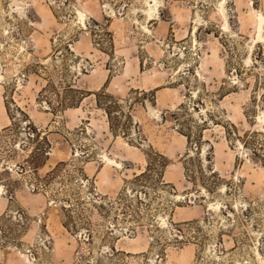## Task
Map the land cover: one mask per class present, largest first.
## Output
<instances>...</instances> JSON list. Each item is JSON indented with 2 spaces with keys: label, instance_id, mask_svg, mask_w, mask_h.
Masks as SVG:
<instances>
[{
  "label": "rangeland",
  "instance_id": "374dc122",
  "mask_svg": "<svg viewBox=\"0 0 264 264\" xmlns=\"http://www.w3.org/2000/svg\"><path fill=\"white\" fill-rule=\"evenodd\" d=\"M263 37L264 0H0V264H264Z\"/></svg>",
  "mask_w": 264,
  "mask_h": 264
},
{
  "label": "trees",
  "instance_id": "16d2710c",
  "mask_svg": "<svg viewBox=\"0 0 264 264\" xmlns=\"http://www.w3.org/2000/svg\"><path fill=\"white\" fill-rule=\"evenodd\" d=\"M160 157H161V162H164L165 164L167 161V157L164 154H160Z\"/></svg>",
  "mask_w": 264,
  "mask_h": 264
},
{
  "label": "bare ground",
  "instance_id": "6f19581e",
  "mask_svg": "<svg viewBox=\"0 0 264 264\" xmlns=\"http://www.w3.org/2000/svg\"><path fill=\"white\" fill-rule=\"evenodd\" d=\"M262 26V25H261ZM262 36V35H261ZM261 36H260V38H261ZM262 39H264V37L262 38ZM257 41V40H256ZM3 112V111H2ZM5 116V115H4ZM2 117V116H1Z\"/></svg>",
  "mask_w": 264,
  "mask_h": 264
}]
</instances>
